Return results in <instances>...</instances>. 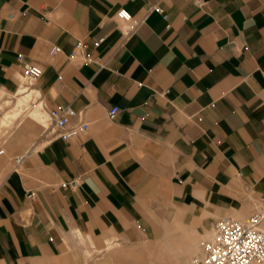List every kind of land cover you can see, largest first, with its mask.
I'll return each mask as SVG.
<instances>
[{"label": "crops", "instance_id": "1", "mask_svg": "<svg viewBox=\"0 0 264 264\" xmlns=\"http://www.w3.org/2000/svg\"><path fill=\"white\" fill-rule=\"evenodd\" d=\"M200 1L0 0V264H186L264 215V0Z\"/></svg>", "mask_w": 264, "mask_h": 264}, {"label": "built area", "instance_id": "2", "mask_svg": "<svg viewBox=\"0 0 264 264\" xmlns=\"http://www.w3.org/2000/svg\"><path fill=\"white\" fill-rule=\"evenodd\" d=\"M194 1L197 4L201 2L200 0ZM153 8L161 11L159 6H154ZM116 16L131 29L137 27L142 21L141 18L134 17L125 8H119ZM41 74L42 69L37 65H26L24 68V75L30 80L38 78ZM118 109V106H112L108 112L109 117H114ZM71 114H73V110L68 106H59L49 112L50 119L54 121L57 135L65 140L78 135L88 128L86 122L66 126L67 118ZM263 217L264 215L258 212L243 221L234 218L217 220L213 238L204 242L203 255L194 259L193 264L264 263V229L260 227Z\"/></svg>", "mask_w": 264, "mask_h": 264}, {"label": "rangeland", "instance_id": "3", "mask_svg": "<svg viewBox=\"0 0 264 264\" xmlns=\"http://www.w3.org/2000/svg\"><path fill=\"white\" fill-rule=\"evenodd\" d=\"M19 105H20V107H21V104L19 103ZM24 107H25V105H24ZM246 220V219H245ZM211 235H209L208 237H201L200 238V244H199V247H201V254L199 255V256H195L196 258H199V257H201L202 255H203V244H204V242H206V241H208V240H211L212 238H213V236H214V234H215V229H213V228H211ZM168 237L169 236H171V235H173V232H171V231H168V233L166 234ZM194 237V232L192 231V230H187V231H185L184 233H183V241H186V240H189V239H192ZM167 242L169 243V239L167 240ZM202 242V243H201ZM168 243H167V245H168ZM158 250H159V248H157V247H151V249L149 250V252H151V253H153L152 255H156L157 254V252H158ZM164 256H167V255H169L166 251H164L163 253H162ZM150 256V255H149ZM194 255L192 254L189 258H188V260L186 261V264H193V261H194V258L195 257H193ZM195 258V259H196ZM136 262H140V260H136Z\"/></svg>", "mask_w": 264, "mask_h": 264}, {"label": "bare ground", "instance_id": "4", "mask_svg": "<svg viewBox=\"0 0 264 264\" xmlns=\"http://www.w3.org/2000/svg\"><path fill=\"white\" fill-rule=\"evenodd\" d=\"M32 115L35 116L38 120H41V118H42V115L39 112H37V111H35Z\"/></svg>", "mask_w": 264, "mask_h": 264}]
</instances>
